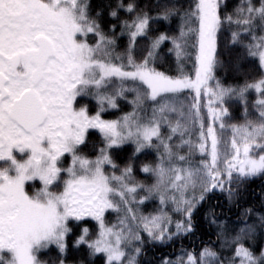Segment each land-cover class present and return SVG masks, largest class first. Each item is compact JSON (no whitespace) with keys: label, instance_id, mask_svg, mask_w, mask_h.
Segmentation results:
<instances>
[{"label":"snow or ice","instance_id":"6c2138e0","mask_svg":"<svg viewBox=\"0 0 264 264\" xmlns=\"http://www.w3.org/2000/svg\"><path fill=\"white\" fill-rule=\"evenodd\" d=\"M222 5L158 0L152 14L135 0L95 10L90 0H0V264H49L40 257L53 246L51 264H85L69 261L70 253L88 264L98 254L104 264H140L146 246L176 240L179 253L161 264H264V213L251 208L240 212L234 234L227 218L219 219L223 209L205 212L219 250L205 243L197 253L182 243L212 196L239 208L246 183L264 176V0H238L223 12ZM173 19L172 34L154 27ZM224 30L244 50L241 58L258 61V79L225 86L214 75ZM121 37L127 43L117 51ZM166 42L176 75L156 66ZM185 90L195 93L187 106L179 100ZM253 91L257 115L249 119ZM80 99L94 101L95 111ZM233 99L243 105L242 124L226 123ZM122 101L130 111L103 118L121 111ZM90 129L99 134L91 157L81 150ZM126 144L133 150L121 166L112 150ZM146 150L155 161L140 172L151 183L134 174ZM152 200L156 210L141 212Z\"/></svg>","mask_w":264,"mask_h":264},{"label":"trees","instance_id":"16d2710c","mask_svg":"<svg viewBox=\"0 0 264 264\" xmlns=\"http://www.w3.org/2000/svg\"><path fill=\"white\" fill-rule=\"evenodd\" d=\"M93 10H95L98 6L103 3L111 2L115 3V0H90ZM125 4L129 3L130 0H123ZM135 2L144 6L147 5L152 14H155V5L158 0H135ZM169 2V0H159L160 4H164ZM180 3H187V0H179ZM238 2V0H225L227 7H223V11H231L233 6ZM121 17L124 18V13L121 12ZM177 20L173 19L170 25L165 24L163 21H160L158 25H154V27L158 28L159 31H165L166 29L169 31V34H172L176 30ZM127 43L126 37H121L119 44L120 47L117 51H122L124 46ZM143 40L140 41L139 46L137 47L134 55L139 58L142 55L143 48ZM170 45L165 43L162 46L163 51L161 52V59L157 61V68L161 71L167 72L169 75H176V62L174 56H170L167 53V48ZM244 50L240 47L239 44L233 45L231 43V36L228 30H224L218 34V48H217V60L219 64L214 71V75L220 79V81L225 85H237L243 84L245 80H254L259 78V68L258 61H254L251 58H241V54ZM185 72H192V62H185ZM191 96H194V93H190L188 90L184 91L182 95H180L179 100L183 102L186 106L192 103ZM256 93L250 92L248 94V109H249V119H255L256 113L252 108V101L255 99ZM131 96H129V99ZM81 104H88L93 111H95V103L94 101L87 99H80ZM226 107L229 109L230 116L226 120L227 124H242L244 123V108L243 105L238 100H230L226 103ZM187 110V108H185ZM124 111H130V107L127 106L123 101L121 102V111L117 110H109L103 114V118L105 119H115L118 116L122 115ZM173 121L177 119L176 116L172 117ZM218 126V125H217ZM216 126V127H217ZM218 130V127H217ZM166 131V129H165ZM206 131V129H205ZM195 139V136L193 137ZM175 142V140L173 141ZM96 145L99 147V134L96 130L90 129L87 135V144L83 145L81 150L83 153L91 156H94L93 146ZM133 150V146L130 144H126L121 146L120 148L113 149V155L116 159L117 163L123 166L124 162L128 159L129 155ZM199 155L195 157L196 160H199ZM70 160V158H69ZM68 160V161H69ZM155 161V153L152 150H146L143 153L137 155L135 160V177L138 181H143L145 183H151L152 178L150 175L140 172V166L143 163H151ZM67 161H65L66 163ZM30 182L28 186V191H32ZM35 187L38 188L39 182H34ZM262 198H264V176H258L248 181L243 190L242 198L239 201L240 207L237 208L235 206H229L225 197L217 193L212 196L210 200L205 202L202 207L195 214L194 222H195V232L191 237H186L182 241L183 246L187 249L195 248L198 253L199 250L203 247L205 243H209L213 246L215 250L220 249L219 242L216 239L215 229L209 225V223L204 219V214L209 210V208H213L216 213H220L223 209L225 211V216H220L219 219L227 218L230 228L235 233V230L241 225L242 221L238 220L240 212L243 209L251 208L253 213H264V206H262ZM158 206L157 201H146L145 204L140 206V211L144 214H148L154 212ZM231 209L228 211V209ZM106 218L109 222H115V214H106ZM255 216L252 217L254 219ZM251 222V219L249 220ZM95 222L90 221L88 223V227L94 229ZM84 225H82L83 227ZM72 237H69V245L72 243ZM181 247V241L176 240L172 243H168L166 245H156L154 247L146 246L145 255H142L140 259V264H161V260L165 257L175 258V256L179 253V249ZM259 250V246L257 247V252ZM56 251L54 246L52 250L46 254L41 255L42 260H49V264H51L50 257H55ZM80 259L85 260V264H88L86 256H82L77 253H70L69 261H79ZM92 264H104L103 259L100 254L97 255Z\"/></svg>","mask_w":264,"mask_h":264},{"label":"rangeland","instance_id":"374dc122","mask_svg":"<svg viewBox=\"0 0 264 264\" xmlns=\"http://www.w3.org/2000/svg\"><path fill=\"white\" fill-rule=\"evenodd\" d=\"M186 91V90H185ZM189 91V90H188ZM194 95H195V93H194ZM218 127V132H219V126H217ZM231 137V131L229 130V131H227V132H225L224 133V138L225 139H229ZM68 162H70V160L69 161H67L66 163H65V166H67V164H68ZM39 182V181H38ZM39 186H40V184H39ZM38 186V187H39Z\"/></svg>","mask_w":264,"mask_h":264}]
</instances>
